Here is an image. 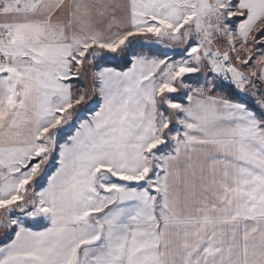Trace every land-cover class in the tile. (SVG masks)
<instances>
[{
    "label": "snow or ice",
    "instance_id": "6c2138e0",
    "mask_svg": "<svg viewBox=\"0 0 264 264\" xmlns=\"http://www.w3.org/2000/svg\"><path fill=\"white\" fill-rule=\"evenodd\" d=\"M0 264H264V0H0Z\"/></svg>",
    "mask_w": 264,
    "mask_h": 264
}]
</instances>
